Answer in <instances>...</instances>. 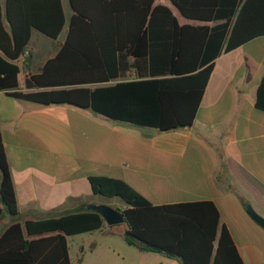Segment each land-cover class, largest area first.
<instances>
[{"label":"trees","instance_id":"obj_1","mask_svg":"<svg viewBox=\"0 0 264 264\" xmlns=\"http://www.w3.org/2000/svg\"><path fill=\"white\" fill-rule=\"evenodd\" d=\"M4 0L0 4V90L39 104L68 103L134 126L172 131L192 124L214 59L264 36V0ZM56 54L27 71L32 29L56 39ZM213 23V24H212ZM25 71L18 91V73ZM128 75L130 76L128 78ZM114 81V82H113ZM255 106L264 111V75ZM94 194L117 198L127 244L181 264H244L211 200L153 204L127 182L88 177ZM18 215L0 131V219ZM104 219L84 209L12 221L0 232V264H73L68 236L95 231Z\"/></svg>","mask_w":264,"mask_h":264},{"label":"crops","instance_id":"obj_2","mask_svg":"<svg viewBox=\"0 0 264 264\" xmlns=\"http://www.w3.org/2000/svg\"><path fill=\"white\" fill-rule=\"evenodd\" d=\"M61 1L68 23L73 11L68 0ZM155 2L170 6L181 23H202L180 17L165 0ZM67 23L51 41L32 29L28 50L18 64L30 54L27 71L38 72L63 43ZM263 75L264 36L221 52L213 61L192 124L166 132L68 103L29 102L0 90V131L18 206L12 221L82 211L89 203H101L106 197L93 193L88 177L108 176L124 180L153 204L213 201L244 264H264V245L237 241L233 234L235 221L254 224L247 205L264 216V111L255 106ZM24 77L21 69L17 90L36 91L24 86ZM6 137L13 142L11 148ZM107 225L104 222L89 234L118 233L124 238V227ZM106 243L114 252L115 243ZM98 245L96 239L90 241L93 250ZM139 251L145 264L178 261ZM116 254L114 263H125L123 254Z\"/></svg>","mask_w":264,"mask_h":264},{"label":"rangeland","instance_id":"obj_3","mask_svg":"<svg viewBox=\"0 0 264 264\" xmlns=\"http://www.w3.org/2000/svg\"><path fill=\"white\" fill-rule=\"evenodd\" d=\"M165 1L169 5H171L169 1L167 0ZM47 39H50V38H47ZM34 47H36V45H34ZM35 58L37 59V56H35ZM12 143H13L12 140L6 137V144L9 148L12 147L13 145ZM100 202L106 203L109 205L114 203V205H111V206H116L120 208L124 206L122 201L117 198H111V199L102 198ZM248 206L251 207V205H247V207ZM247 207H246V212H247ZM10 220H11V217L7 215H4L0 219V231L5 224L10 222ZM252 222L254 224H249L247 222L242 224V223L235 221L236 224L234 223L235 228H234L233 234L237 241L244 240L256 246H263L264 245V234H263L264 228H262L254 220H252ZM110 226H113L115 227V229L120 230L122 227L126 228V223L121 222L115 225H109V226L107 225L106 227H110ZM89 233L91 232L68 236L69 254H70L71 262L73 264H119L118 261L114 263V260L117 259V256H116L117 251L121 252V254H123V256L125 257V260H124L125 263H121V264H143L145 262L139 255V253L141 252L136 247L127 244L124 238L120 236V234L115 233V235L107 237L108 235H98L97 232L95 233L93 232V234H89ZM92 239H96L97 242H99V245L94 250L90 247V241ZM111 241H113L116 245V249L114 252L107 247L108 243L106 242H111ZM81 246H84V251L82 253H80ZM145 253H148L149 255L156 254V252H145ZM173 261H174L173 264H179L178 261L176 260H173Z\"/></svg>","mask_w":264,"mask_h":264},{"label":"water","instance_id":"obj_4","mask_svg":"<svg viewBox=\"0 0 264 264\" xmlns=\"http://www.w3.org/2000/svg\"><path fill=\"white\" fill-rule=\"evenodd\" d=\"M69 6L70 2L68 0ZM70 9L72 10L71 6ZM12 96V95H10ZM15 97V96H13ZM87 210L98 212L102 218L104 219V222L108 225H114L121 222H124V216L122 212L113 206L106 204V203H89L86 205ZM247 213L249 216L257 222L262 228H264V216L258 214L254 209H252L250 206L247 207Z\"/></svg>","mask_w":264,"mask_h":264}]
</instances>
